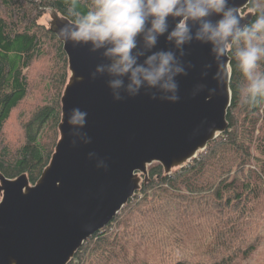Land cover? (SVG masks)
<instances>
[{"label": "trees", "instance_id": "1", "mask_svg": "<svg viewBox=\"0 0 264 264\" xmlns=\"http://www.w3.org/2000/svg\"><path fill=\"white\" fill-rule=\"evenodd\" d=\"M72 2L0 0V178L25 175L36 185L61 140L71 71L64 43L41 19L53 9L70 21ZM92 3L77 0L78 10ZM230 71L225 132L171 173L151 165L141 188L68 264H244L263 248L255 228L264 214V101L244 103L231 57Z\"/></svg>", "mask_w": 264, "mask_h": 264}, {"label": "water", "instance_id": "2", "mask_svg": "<svg viewBox=\"0 0 264 264\" xmlns=\"http://www.w3.org/2000/svg\"><path fill=\"white\" fill-rule=\"evenodd\" d=\"M230 2L241 14L248 6L247 0ZM250 20L251 16L245 18L244 24ZM170 47L162 37L156 50ZM64 48L70 79L72 75L83 79L65 90L61 140L40 181L33 186L25 175L15 180L2 177L6 181L0 201V264L13 260L15 264H68L83 243L110 223L140 189L131 183L135 174L154 163L171 173L165 168L166 161L191 149L213 130H220L208 139L204 151L228 127L231 71L228 100L215 95L206 101L207 90L192 95L199 84L217 86L210 45L193 41L186 46L184 61L193 67L186 77L177 78L180 101L176 104L152 100L144 90L135 98L116 102L106 77L90 78L96 66L105 62L102 54L71 43H64ZM226 59L230 67V57ZM209 63L212 68L203 78L204 66ZM77 107L88 113L83 131L92 142L73 147L68 114ZM90 152L105 162L107 170L97 168V160H89Z\"/></svg>", "mask_w": 264, "mask_h": 264}, {"label": "clouds", "instance_id": "3", "mask_svg": "<svg viewBox=\"0 0 264 264\" xmlns=\"http://www.w3.org/2000/svg\"><path fill=\"white\" fill-rule=\"evenodd\" d=\"M246 4L254 18L242 24L241 9L230 0H93L87 12L79 11L73 0L67 13L73 19L59 29L57 37L65 44L102 54L105 62L96 66L90 78L106 77L116 102L135 98L144 90L152 100L179 103L177 78L186 77L193 67L184 61L186 46L193 41L210 45L217 86L199 84L192 95L207 90L205 99L210 101L226 83L224 63L231 57L244 78L238 92L244 103L254 106L264 101V0H247ZM162 37L171 47L156 50ZM211 68V63L204 66L203 78ZM87 117L78 107L68 114L73 147L92 142L83 131ZM88 158L97 160V168L107 170L96 153L90 152Z\"/></svg>", "mask_w": 264, "mask_h": 264}, {"label": "bare ground", "instance_id": "4", "mask_svg": "<svg viewBox=\"0 0 264 264\" xmlns=\"http://www.w3.org/2000/svg\"><path fill=\"white\" fill-rule=\"evenodd\" d=\"M242 16V24H244L245 18L244 16L241 14ZM57 24H58V29H60L61 27H63V25L65 24V22L61 21V19H57ZM224 75H225V79H226V83L223 85V88L216 92V95L219 96H223L225 98H227V100L229 99V88H228V79H229V73H230V67H229V63L228 60H225L224 63ZM81 81L80 77L78 75H72V79H70L69 84H77ZM68 84V85H69ZM220 133V130H213L211 133H209L208 135H206L204 138H202V140L195 146H193L191 149L186 150L185 152H182L180 154H178L177 156L173 157L172 159H170L169 161H166L164 163L165 168L167 170H171L175 167H179L181 165H184L186 163L189 162V160L191 158H193L195 155H197L198 153H200L206 146L208 139H210L211 137L217 135ZM147 167V165H145L143 167V169L145 170ZM142 169V170H143ZM143 170V171H144ZM132 185L134 187L138 186L139 183L136 180H132L131 181Z\"/></svg>", "mask_w": 264, "mask_h": 264}, {"label": "rangeland", "instance_id": "5", "mask_svg": "<svg viewBox=\"0 0 264 264\" xmlns=\"http://www.w3.org/2000/svg\"><path fill=\"white\" fill-rule=\"evenodd\" d=\"M242 15L244 16V18H249L251 16L250 12H248V11L246 13L242 12ZM58 18L61 19V21H62V18L57 14L56 11H54V10L48 11V9H47L43 18L41 19V23L45 24L47 27L52 28V29L56 30V32H58L59 31L58 24H57ZM70 78H71V74H70ZM202 152H200V153H202ZM150 166L148 167L147 171H144V172L140 171L137 174H135L134 180L138 181V183H139L138 186L140 188H141L144 180L147 178ZM177 168H180V167H175V168L169 170V172H172ZM5 181L6 180H4V178H2V177L0 178V201L3 198V194H4L3 190H4V186H5ZM255 232L262 237L263 248L260 249L259 252L257 254H255L254 256H251L244 264H264V214H262L261 219L258 221L257 226L255 228Z\"/></svg>", "mask_w": 264, "mask_h": 264}]
</instances>
